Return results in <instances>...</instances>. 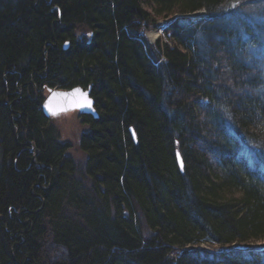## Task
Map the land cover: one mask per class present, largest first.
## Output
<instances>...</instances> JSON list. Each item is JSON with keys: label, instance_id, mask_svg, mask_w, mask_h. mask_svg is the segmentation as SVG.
<instances>
[{"label": "trees", "instance_id": "trees-1", "mask_svg": "<svg viewBox=\"0 0 264 264\" xmlns=\"http://www.w3.org/2000/svg\"><path fill=\"white\" fill-rule=\"evenodd\" d=\"M77 86L82 168L41 110ZM256 243L264 0H0V264H264Z\"/></svg>", "mask_w": 264, "mask_h": 264}, {"label": "rangeland", "instance_id": "rangeland-1", "mask_svg": "<svg viewBox=\"0 0 264 264\" xmlns=\"http://www.w3.org/2000/svg\"><path fill=\"white\" fill-rule=\"evenodd\" d=\"M196 15H201V14H199L198 12L196 14H191L192 17ZM57 22H59V19ZM165 22L167 21L162 20L158 22L159 23L158 37L153 41L150 40L149 34L155 29H150L144 32L145 33L144 37L146 38L148 43L153 44L158 39H161V41L166 42V39L163 37V34L160 30V28L162 27L161 25H163V23ZM77 35L83 37V36H89L90 34L86 29L84 30L81 29L77 32ZM77 115L78 114L76 111L68 112L48 120L51 121V123L56 127L57 131L59 132L60 139L62 141L69 142V144L71 145V148L69 150V155L76 161L78 167L82 168L86 161V155L79 148V139L81 134L87 131L88 126L82 124ZM260 244L263 243H256L254 245H260ZM199 247L208 249L210 251H216L217 253L220 252V249H218L216 245L212 246L210 244H202Z\"/></svg>", "mask_w": 264, "mask_h": 264}, {"label": "water", "instance_id": "water-1", "mask_svg": "<svg viewBox=\"0 0 264 264\" xmlns=\"http://www.w3.org/2000/svg\"><path fill=\"white\" fill-rule=\"evenodd\" d=\"M198 13L199 14H203L201 12H198ZM184 16L189 17L191 15H184ZM197 16H199V15H196L195 17H197ZM176 17L177 16H175L173 19H175ZM195 17H193V18H195ZM68 47H69V42L68 41L64 42V44L62 46V49L66 50ZM75 89H81L84 93L87 94L88 99L92 101V107L91 108H88V107L72 108V107L68 106L65 101H63L62 99H59V98H57L55 101H53V107H55L57 109V111H58L57 115H52L49 112V110L45 107V105L48 103V101L50 100V98L52 97V95L54 93H71ZM61 108H67L68 110L61 111V110H59ZM41 110H42L43 115L47 119L55 118V117H57V116H59L61 114H65V113H68V112H74V111H76L80 115L91 116L93 119H97L98 118V113H97V111H96V109L94 107V100L91 97V86H88L87 88H82L80 86H77V87H74V88L68 89V90L48 89L47 95H46V97L44 99V102H43V104L41 106ZM128 131H129V134H130L133 142L136 143L137 142V138H136V133H135L133 127L130 126L128 128ZM177 153H179V152L178 151L176 152V159H177ZM180 157H181V155H180ZM177 164H178L179 170L182 172L184 170V163H183V168L180 167V164L178 163V161H177Z\"/></svg>", "mask_w": 264, "mask_h": 264}, {"label": "snow or ice", "instance_id": "snow-or-ice-1", "mask_svg": "<svg viewBox=\"0 0 264 264\" xmlns=\"http://www.w3.org/2000/svg\"><path fill=\"white\" fill-rule=\"evenodd\" d=\"M57 98L62 99L68 106L72 108L92 107V101L88 99L87 94L81 89H75L71 93H54L48 103L45 105L52 115L58 114L57 109L53 107V101H55ZM59 110L66 111L68 109L61 108ZM177 161L180 164V167L183 168V161L179 153H177Z\"/></svg>", "mask_w": 264, "mask_h": 264}, {"label": "bare ground", "instance_id": "bare-ground-1", "mask_svg": "<svg viewBox=\"0 0 264 264\" xmlns=\"http://www.w3.org/2000/svg\"><path fill=\"white\" fill-rule=\"evenodd\" d=\"M52 12V10H50V13ZM191 15V14H190ZM195 17V16H194ZM189 18H193L192 16H189ZM163 28V27H162ZM162 28H160L161 32H162ZM158 33H159V30L158 29H155L153 30L150 34H149V38L150 40H155L157 37H158ZM54 89H57V88H54ZM63 90V89H61ZM44 102V101H43ZM42 106V105H41ZM16 133H17V130H16Z\"/></svg>", "mask_w": 264, "mask_h": 264}]
</instances>
